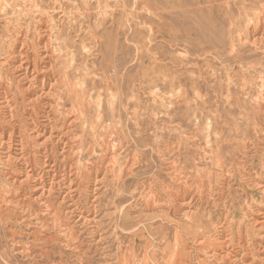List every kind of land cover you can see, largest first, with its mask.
<instances>
[{
    "label": "rangeland",
    "instance_id": "obj_1",
    "mask_svg": "<svg viewBox=\"0 0 264 264\" xmlns=\"http://www.w3.org/2000/svg\"><path fill=\"white\" fill-rule=\"evenodd\" d=\"M28 4L52 21L54 46L65 56L68 79L76 95L85 98L86 118L93 124L86 139L95 142L114 130L125 137L120 164L135 160L121 188L125 200L108 191L117 196L113 205L129 203L132 215L146 209L144 201L134 209L128 192L135 186L140 196H150L158 205L168 200V190L208 189L205 199L211 204L202 207L211 213L209 228L219 227L220 221L228 228L210 232L222 244L216 252L225 254L227 235L244 245L229 247L231 254L208 264H264V241L251 222L258 216L256 208L264 212V192L253 184L263 180L264 172V41L252 42L246 31L247 23L258 18L260 37L264 0H0V7L10 12V26H32ZM0 16L5 45L9 24ZM225 178L230 179L227 186ZM217 189L220 195L214 193ZM149 224L152 234L161 225L168 231L177 228L159 218ZM56 232L37 227L13 204L3 206L0 264H106L86 233L82 250H71L58 240H46ZM149 235L144 233L149 249L159 250ZM123 237L126 254L130 239ZM194 247L188 242L185 250L204 259ZM141 248L136 240L139 255Z\"/></svg>",
    "mask_w": 264,
    "mask_h": 264
},
{
    "label": "bare ground",
    "instance_id": "obj_2",
    "mask_svg": "<svg viewBox=\"0 0 264 264\" xmlns=\"http://www.w3.org/2000/svg\"><path fill=\"white\" fill-rule=\"evenodd\" d=\"M33 8L26 5L32 26L24 27L19 24L10 26V12L8 14L4 7H0V14L9 24L5 27L9 42L5 45L0 42L4 55L0 53V209L11 204L20 208L21 212L35 219L37 227L57 231L56 236L47 238V241L58 240L71 250L81 249V237L86 233L106 264H193L194 261L208 264L214 258L219 261L227 257L233 246L242 249L244 245L234 243L235 236L227 235L222 242L227 247L225 254L216 252L222 244H218L210 232L215 229L214 233L218 234L220 227L222 232L227 227L223 228L220 221L219 227L209 228L211 213L202 207L203 202L208 203V193L205 194L208 189L183 187L179 193L168 190V200L158 205L150 196H140L135 186L128 192L134 199V209H139L143 201L146 209L140 208L132 215L127 208L129 203L119 207V204L113 205L117 196L118 200H125L120 197L121 188L131 176L135 160L124 158L127 161L120 164L125 137L114 130L98 134L97 139L94 136L97 148L93 146L95 142L86 139L92 123L86 118L85 98L76 95L71 79H68L65 56L54 46L52 21ZM246 26L252 42L264 41V25L260 37L257 36L258 18L250 20ZM113 65L111 71H114ZM261 176L263 182L255 180L253 184L264 192V172ZM229 180L227 178L224 182L226 186ZM110 190H114L117 196L110 197ZM219 190L214 193L220 195L222 191ZM214 201L213 204L217 203ZM254 213L258 216L252 218L249 215L251 222L257 237L264 241V212L256 208ZM154 218L171 222L177 228L168 231L161 225L158 230L163 232L160 234L157 230L152 234L149 222ZM146 231L152 242L159 244V250L149 249L148 238H144ZM125 235L130 240L127 241V253L123 254L121 243ZM136 240L143 248L144 253L139 252L141 255L134 250ZM170 240L173 244L169 243ZM110 241L117 245L114 253ZM188 242L202 252L204 259L185 250ZM229 247L232 248L227 251Z\"/></svg>",
    "mask_w": 264,
    "mask_h": 264
}]
</instances>
